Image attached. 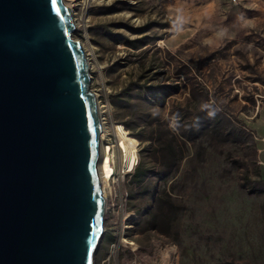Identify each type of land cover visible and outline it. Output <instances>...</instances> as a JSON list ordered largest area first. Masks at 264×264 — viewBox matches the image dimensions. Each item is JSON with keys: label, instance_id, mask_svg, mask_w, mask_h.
<instances>
[{"label": "rangeland", "instance_id": "rangeland-1", "mask_svg": "<svg viewBox=\"0 0 264 264\" xmlns=\"http://www.w3.org/2000/svg\"><path fill=\"white\" fill-rule=\"evenodd\" d=\"M65 1L112 142L117 125L138 140L96 264L124 226L139 249L119 264L158 238L178 264H264V0Z\"/></svg>", "mask_w": 264, "mask_h": 264}, {"label": "water", "instance_id": "water-1", "mask_svg": "<svg viewBox=\"0 0 264 264\" xmlns=\"http://www.w3.org/2000/svg\"><path fill=\"white\" fill-rule=\"evenodd\" d=\"M65 0H0V264H96L102 119Z\"/></svg>", "mask_w": 264, "mask_h": 264}, {"label": "built area", "instance_id": "built-area-1", "mask_svg": "<svg viewBox=\"0 0 264 264\" xmlns=\"http://www.w3.org/2000/svg\"><path fill=\"white\" fill-rule=\"evenodd\" d=\"M115 133V132H114ZM112 136V135H111ZM115 136L117 134L115 133ZM111 139V137H110ZM112 141V140H111ZM109 143V141L105 142V145ZM114 147L112 149V165H113V170H111V175L112 178L110 181L115 180L117 177H120L122 175L129 174L134 171L136 166L138 165L139 162V157L137 158V161L135 162V165L132 167L128 168L127 171L124 170H117L116 168V157H117V151L120 153V157L122 160V166L126 163L125 159V153L123 148H120V143H119V137L116 142H113ZM119 144V145H118ZM109 145H106L108 147ZM111 152V150H110ZM139 156V154H138ZM103 174V172H102ZM105 170H104V177H105ZM103 176V175H102ZM128 226H124L120 231H118L119 238L115 240L114 242H111L109 244V252L107 253L108 255H105L104 259L102 260V264H119V254L122 250V248H130L132 251H137L139 249L138 246H135V242L131 239L132 235H130L129 231L126 229ZM106 231V228H105ZM154 250L149 254L142 258V260H135L133 264H178V252L175 246H171L168 244H165L160 238L154 240ZM112 259L114 262H111ZM132 264V263H131Z\"/></svg>", "mask_w": 264, "mask_h": 264}, {"label": "bare ground", "instance_id": "bare-ground-1", "mask_svg": "<svg viewBox=\"0 0 264 264\" xmlns=\"http://www.w3.org/2000/svg\"><path fill=\"white\" fill-rule=\"evenodd\" d=\"M66 2V1H65ZM70 6V8L73 10L72 5L68 4ZM73 14H75L73 12ZM75 18V17H74ZM76 22V19H75ZM87 52V51H86ZM88 52L86 53L87 59H88V66H89V70H91L93 64L90 61V58L88 57ZM91 76V73H90ZM92 78V76H91ZM97 97V96H96ZM98 105H99V109H100V113H101V119H102V136H101V147H102V151H103V161L101 164V170L103 172V187H104V195L108 196L107 190L108 187L110 186V179L112 178L111 175V170H113V165H112V149L114 147L113 142L111 141L110 137H111V132L112 129L107 125L106 123V118L103 114L104 110V104H102L98 99ZM110 129V130H109ZM113 130H115V133L117 134V136L119 137V143H120V148H123L124 153H125V159H126V163L124 164L125 167V171H127L128 168L132 167L133 165H135V162L137 161L138 156V140L136 138H134L129 131H127V129L125 127H123L122 125H117L116 127L113 128ZM109 141V143H107L106 145H109L108 147H106L105 142ZM119 145V144H118ZM111 150V152H110ZM122 165V164H121ZM104 170H105V177H104Z\"/></svg>", "mask_w": 264, "mask_h": 264}, {"label": "trees", "instance_id": "trees-1", "mask_svg": "<svg viewBox=\"0 0 264 264\" xmlns=\"http://www.w3.org/2000/svg\"><path fill=\"white\" fill-rule=\"evenodd\" d=\"M138 170V169H137Z\"/></svg>", "mask_w": 264, "mask_h": 264}]
</instances>
